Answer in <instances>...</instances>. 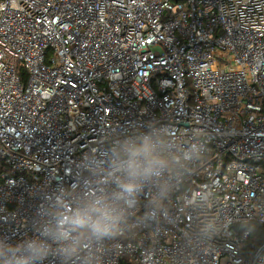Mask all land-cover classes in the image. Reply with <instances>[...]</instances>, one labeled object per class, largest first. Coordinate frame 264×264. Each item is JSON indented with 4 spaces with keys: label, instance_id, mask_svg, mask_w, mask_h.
<instances>
[{
    "label": "built area",
    "instance_id": "1",
    "mask_svg": "<svg viewBox=\"0 0 264 264\" xmlns=\"http://www.w3.org/2000/svg\"><path fill=\"white\" fill-rule=\"evenodd\" d=\"M140 132L192 160L97 264H264L242 226L264 224V0H0V239L111 191Z\"/></svg>",
    "mask_w": 264,
    "mask_h": 264
},
{
    "label": "clouds",
    "instance_id": "2",
    "mask_svg": "<svg viewBox=\"0 0 264 264\" xmlns=\"http://www.w3.org/2000/svg\"><path fill=\"white\" fill-rule=\"evenodd\" d=\"M109 151L111 191L84 199L66 216H55L38 230L39 235L15 244L0 239V264H43L50 257L59 264H70L74 258H80L81 264H97L89 255L91 246H106L124 234L129 217L142 206L140 196L146 188L150 198L143 205L141 221L157 219L174 183L182 179L192 160V150L177 156L152 132L130 136Z\"/></svg>",
    "mask_w": 264,
    "mask_h": 264
},
{
    "label": "trees",
    "instance_id": "3",
    "mask_svg": "<svg viewBox=\"0 0 264 264\" xmlns=\"http://www.w3.org/2000/svg\"><path fill=\"white\" fill-rule=\"evenodd\" d=\"M20 73L23 80H26L27 71L23 67H21ZM242 226L250 230V237L248 238L243 248H245V251L246 249L255 251L257 248H259L260 245L264 243V224H260L258 222H250Z\"/></svg>",
    "mask_w": 264,
    "mask_h": 264
}]
</instances>
